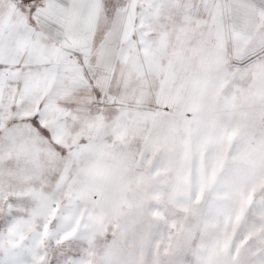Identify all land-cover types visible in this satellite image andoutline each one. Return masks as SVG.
Returning <instances> with one entry per match:
<instances>
[{"label": "snow or ice", "instance_id": "6c2138e0", "mask_svg": "<svg viewBox=\"0 0 264 264\" xmlns=\"http://www.w3.org/2000/svg\"><path fill=\"white\" fill-rule=\"evenodd\" d=\"M0 264H264V0H0Z\"/></svg>", "mask_w": 264, "mask_h": 264}]
</instances>
